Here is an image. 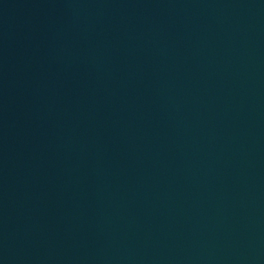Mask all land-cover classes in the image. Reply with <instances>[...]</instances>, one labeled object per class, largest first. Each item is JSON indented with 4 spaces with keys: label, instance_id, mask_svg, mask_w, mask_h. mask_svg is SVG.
Returning a JSON list of instances; mask_svg holds the SVG:
<instances>
[{
    "label": "water",
    "instance_id": "water-1",
    "mask_svg": "<svg viewBox=\"0 0 264 264\" xmlns=\"http://www.w3.org/2000/svg\"><path fill=\"white\" fill-rule=\"evenodd\" d=\"M0 264H264V0H0Z\"/></svg>",
    "mask_w": 264,
    "mask_h": 264
}]
</instances>
